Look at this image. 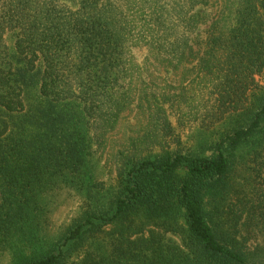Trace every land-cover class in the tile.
<instances>
[{"label": "trees", "instance_id": "trees-1", "mask_svg": "<svg viewBox=\"0 0 264 264\" xmlns=\"http://www.w3.org/2000/svg\"><path fill=\"white\" fill-rule=\"evenodd\" d=\"M146 75L188 83L148 93ZM258 77L264 0H0V253L19 243L29 249L13 264H264ZM143 105L146 154L119 152L107 205L84 203L59 239L43 241L41 196L65 181L99 197L91 144ZM174 106L178 118L194 109L192 122L209 106L205 129L246 120L204 156L181 147Z\"/></svg>", "mask_w": 264, "mask_h": 264}, {"label": "rangeland", "instance_id": "rangeland-1", "mask_svg": "<svg viewBox=\"0 0 264 264\" xmlns=\"http://www.w3.org/2000/svg\"><path fill=\"white\" fill-rule=\"evenodd\" d=\"M6 45L9 53L13 52V41L7 38ZM183 79V78H182ZM179 75L167 76V75H146L143 82L140 84V88L148 91H154L156 93H162L165 95H171L173 93L179 92V90L184 89L188 82L183 80L182 85H180ZM259 87L263 86V80L257 78ZM205 95V93H204ZM200 96V101H204L207 97ZM33 97V93L29 95ZM168 106V104H166ZM141 108H135L133 111L126 112L122 114L116 127L106 136L104 144L102 146H96L91 144L89 150L90 155L88 157V170L90 171L91 179L90 184L97 188H102L104 191L99 195V197H88L80 187H72L68 185L65 181L56 185L54 189L50 192L46 191L44 195L41 196V212H40V226L35 231L36 235L41 236L43 241L52 242L55 239H59L62 233L71 227L72 223L80 218L82 212L85 211L86 202L96 206V201L107 205L108 198L112 190L114 189V179H115V167H116V157L119 152L129 151L132 152L135 149L140 151L150 148L148 141L138 142L141 140L142 136L145 135L151 128V123L148 120L147 110L145 105ZM209 106L198 107L197 120L192 122L194 116V109L187 110L182 108L183 112H190L193 116L191 118H178L175 113V106L171 110V121L177 127V132L181 135V147L190 148L194 153L199 155L209 156L213 153V145L218 139H221L227 132L230 131L239 123H243L246 118L241 115H237L232 118H226L219 122L215 127L210 129L203 128L200 125L203 119L204 111L208 109ZM182 112V113H183ZM203 113V114H202ZM184 117V114H183ZM177 119L181 120V124H177ZM140 138V139H139ZM243 151L235 152L236 156H239ZM146 154V151L142 152ZM86 181V179H84ZM87 183V181H86ZM95 188V187H94ZM264 209V207H263ZM264 217V215H263ZM260 242L263 243V234L258 235ZM257 244V243H255ZM250 248L255 247L249 244ZM22 249L26 251L27 246L21 247L19 243L8 248L7 250L0 253V264H13L14 255L13 252Z\"/></svg>", "mask_w": 264, "mask_h": 264}]
</instances>
